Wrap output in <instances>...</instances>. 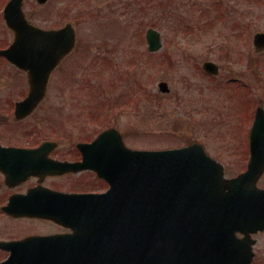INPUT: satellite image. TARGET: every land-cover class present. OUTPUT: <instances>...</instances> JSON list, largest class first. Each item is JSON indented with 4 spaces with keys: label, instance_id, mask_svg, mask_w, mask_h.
Instances as JSON below:
<instances>
[{
    "label": "rangeland",
    "instance_id": "1",
    "mask_svg": "<svg viewBox=\"0 0 264 264\" xmlns=\"http://www.w3.org/2000/svg\"><path fill=\"white\" fill-rule=\"evenodd\" d=\"M215 1L230 8L229 19L200 14V3L219 8ZM25 6L40 26L72 20L78 32L79 48L53 82L60 120L71 113L72 91L89 92L88 98L112 97L119 106L128 105L112 121L128 134V145L161 149L199 141L224 164L227 177L241 171V154L231 155L232 146L242 142L233 140L247 137V119H241L252 113V125L258 102H264V50L253 45L254 34L264 31V0H51L42 8L26 0ZM0 25V43L10 44L14 36L1 16ZM150 27L164 37L163 47L152 54L145 38ZM160 60H172L171 67ZM205 60L220 65L219 81L227 77L235 83L225 81L224 89H213L200 71ZM137 78L146 85L140 93L134 87ZM161 81L169 83L170 95L160 92ZM134 94L138 104L129 105ZM65 129L68 137L80 134L69 123Z\"/></svg>",
    "mask_w": 264,
    "mask_h": 264
},
{
    "label": "water",
    "instance_id": "2",
    "mask_svg": "<svg viewBox=\"0 0 264 264\" xmlns=\"http://www.w3.org/2000/svg\"><path fill=\"white\" fill-rule=\"evenodd\" d=\"M22 2L11 0L5 8L4 17L15 40L0 54L30 70L33 91L40 83L45 90L51 71L74 48L75 32L71 24L59 30L33 26L22 11ZM147 39L150 52L161 48L155 29L148 30ZM254 44L264 49V32L254 36ZM205 68L216 71L211 63ZM41 72L42 80L35 81L33 77ZM160 88L168 91L166 83ZM262 139L264 109L258 108L249 169L226 179L224 166L201 143L168 150H131L116 130H107L92 145L81 146L85 163L78 168L59 163L66 171L92 168L110 185L102 194L74 195V222H91L87 225L93 230L91 238L102 236L101 264H198L192 254L201 251L211 253L203 259L214 264H241L242 258L225 252L236 241L234 225L264 222V191L256 186L264 171ZM93 146L98 150L94 161L87 151ZM88 261L92 259L80 257L76 264Z\"/></svg>",
    "mask_w": 264,
    "mask_h": 264
},
{
    "label": "flooded vegetation",
    "instance_id": "3",
    "mask_svg": "<svg viewBox=\"0 0 264 264\" xmlns=\"http://www.w3.org/2000/svg\"><path fill=\"white\" fill-rule=\"evenodd\" d=\"M9 1H2L1 19ZM50 1L45 4L36 2L42 8ZM25 2L23 0L22 9L32 24L47 30L58 28L35 23L30 17L32 11L26 12ZM169 2L174 4V0ZM215 2L219 8L200 3V14L220 15L229 19L230 8H225L223 2ZM8 42L0 43V49L9 47L11 43ZM64 62L62 60L51 72L47 90L34 92L30 70L20 67L13 60L0 57V264H71L74 258L97 257L102 253L101 245L99 252L87 250L83 233L86 231L90 235L91 229L75 228L77 223L87 222H74L75 202H71L69 196L102 193L108 189V184L90 168L63 171L58 163L75 164L77 168L84 160L80 145L93 143L102 131L108 129L118 130L126 145L134 147L128 145V134L121 132L112 122L117 112L122 111V105L119 106L112 97L88 98L89 92L72 91L68 102L71 113L60 120L59 93L52 87ZM168 63H172V60ZM204 75L211 80L213 89H224L221 84L225 81L235 83L227 77L219 81V76ZM135 102L137 99L130 105ZM260 103L264 107V102ZM244 104L246 101L243 100ZM246 119L247 137L233 140L242 144L233 143L231 155L235 157L238 152L241 154V165H237L241 171L229 177H235L248 168L251 157L250 112L245 119H241V123ZM68 123L78 129V136L68 137L65 129ZM261 141L264 143V139ZM88 152L92 158L97 156L94 148L88 149ZM258 186L264 190V173L258 180ZM44 208L56 210L58 220L42 213ZM50 215L54 216V213ZM236 237L241 243L228 256L243 257V264H264V225L245 227L243 231H237ZM197 263L213 264L210 260Z\"/></svg>",
    "mask_w": 264,
    "mask_h": 264
}]
</instances>
